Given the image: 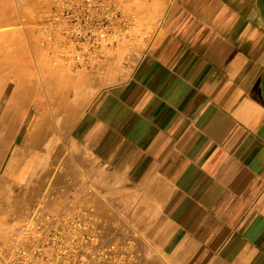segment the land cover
I'll return each instance as SVG.
<instances>
[{
    "label": "crops",
    "instance_id": "crops-1",
    "mask_svg": "<svg viewBox=\"0 0 264 264\" xmlns=\"http://www.w3.org/2000/svg\"><path fill=\"white\" fill-rule=\"evenodd\" d=\"M156 14L124 79L67 104L78 115L48 159L61 165L43 170L55 202L93 205L138 264H264V0H161ZM36 183L13 191L12 215Z\"/></svg>",
    "mask_w": 264,
    "mask_h": 264
},
{
    "label": "rangeland",
    "instance_id": "rangeland-1",
    "mask_svg": "<svg viewBox=\"0 0 264 264\" xmlns=\"http://www.w3.org/2000/svg\"><path fill=\"white\" fill-rule=\"evenodd\" d=\"M160 2L161 0H5L6 6L10 7L7 9L9 14L0 16V27L6 28L3 32H8L11 27L22 30L23 35H20V40L25 41L28 50L33 47L32 62L37 63L40 68L52 65L55 71L59 72L55 76L50 75L49 80L42 74L36 76L38 83L42 85L51 82V78L61 80L60 84L52 85L51 94L52 97L54 95L59 97L60 88L63 90L65 87V96L57 99L59 105L57 107H61L59 103L62 97V111L66 112L67 104H71L78 96L77 94L99 92L97 89L77 91L78 87L81 89L109 83L102 78L104 76L115 75L119 76V80L124 79L128 63L132 59L135 60L145 49L147 41L155 37L162 20V17L156 14ZM16 35L18 32L15 33ZM65 79L72 80L71 84ZM78 83L80 86H77ZM8 88L9 93L12 84ZM34 89H36L35 94L40 90L37 86ZM79 102L80 100L76 101L73 107ZM56 112L58 114L53 113L52 118L56 124H53L54 127L56 126V135L59 136L61 130L67 133L66 127H62L64 123L67 124L66 119L73 122L72 120L75 121L78 114L72 113L74 117H71L70 112L63 113L61 116L59 111L56 110ZM24 113L27 114L29 111L24 110ZM32 113H38V110L33 109ZM31 119L35 123L37 117L33 116ZM57 146L59 145H54V142L50 143L47 148L48 157L44 155L46 152L44 150L41 152L43 156H40L43 157L42 159L38 160L32 154L12 172L8 170L0 172V181L3 178H7L6 181L9 179V183L13 181L12 185H0V264H3L4 252L14 242L19 224L29 214L45 188L53 184L55 174L48 172L44 174L43 170L45 166L58 169L60 162L54 167L48 160ZM7 161L3 160L6 163ZM34 163H37V166H43L44 169L32 172L30 166L35 165ZM32 173L34 176L32 175L29 180L28 177L31 176L29 174ZM34 181L38 184L34 187L41 189V193H38L31 205L25 203L26 207L19 215L18 212L12 215L13 205H19L18 200L16 202L13 199V191L18 189L26 191ZM21 202L24 203L22 200Z\"/></svg>",
    "mask_w": 264,
    "mask_h": 264
},
{
    "label": "bare ground",
    "instance_id": "bare-ground-1",
    "mask_svg": "<svg viewBox=\"0 0 264 264\" xmlns=\"http://www.w3.org/2000/svg\"><path fill=\"white\" fill-rule=\"evenodd\" d=\"M11 28L8 32H3L6 28L0 27V172L4 170L12 172L32 154L38 160L42 159L43 157H40L41 152L47 151L52 142H54V145H59L57 147L60 148L59 142L62 134L60 131V135H56V126L54 127L56 124H54V118L52 117L53 113L58 114L56 110L60 112V116L66 113L62 111V97L61 103H59L61 107H57L59 106L57 99L60 96H65V87L63 90L60 88V96L57 94L59 97H54L55 95L52 97L51 94L52 85L60 84L61 80L51 78V82L42 85L38 83L36 76L42 74L47 76L49 80L50 75L55 76L59 72H56L52 65L40 68L37 63H33V47L28 50L25 41L20 40V35H23L22 30ZM16 32H18V35L15 36ZM10 84H12V89L8 93L7 90ZM36 86L40 90L35 94L36 89L34 87ZM33 109L38 110V113H32ZM76 109L77 106L73 107L74 112ZM24 110H28L29 113H24ZM33 116L37 117L35 123L31 119ZM44 155L48 157L47 152ZM3 160L8 161L6 163ZM34 164L30 166L32 172L35 173L44 169L43 166V168L40 167L39 163V166H37V163ZM6 180L7 178H3L0 185L13 182L9 183V179ZM18 187H22V185H18Z\"/></svg>",
    "mask_w": 264,
    "mask_h": 264
},
{
    "label": "built area",
    "instance_id": "built-area-1",
    "mask_svg": "<svg viewBox=\"0 0 264 264\" xmlns=\"http://www.w3.org/2000/svg\"><path fill=\"white\" fill-rule=\"evenodd\" d=\"M48 185L17 229L3 264H138L133 239L105 231L88 203L60 208Z\"/></svg>",
    "mask_w": 264,
    "mask_h": 264
}]
</instances>
